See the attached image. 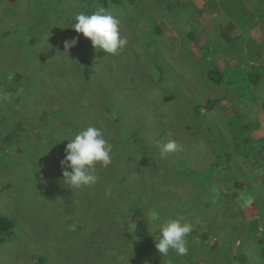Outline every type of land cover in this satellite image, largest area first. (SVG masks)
<instances>
[{"label":"rangeland","instance_id":"rangeland-1","mask_svg":"<svg viewBox=\"0 0 264 264\" xmlns=\"http://www.w3.org/2000/svg\"><path fill=\"white\" fill-rule=\"evenodd\" d=\"M263 1L0 0V217L14 225L0 234V264H207L218 244L232 264L240 231L259 215L264 229ZM101 8L128 41L117 55L71 28ZM88 126L112 160L71 189L62 140ZM170 141L177 149L161 156ZM220 165L253 189L257 216ZM150 212L192 223L186 255L158 252ZM132 220L149 223L151 245ZM244 240L247 260L235 264H264V240Z\"/></svg>","mask_w":264,"mask_h":264},{"label":"clouds","instance_id":"clouds-1","mask_svg":"<svg viewBox=\"0 0 264 264\" xmlns=\"http://www.w3.org/2000/svg\"><path fill=\"white\" fill-rule=\"evenodd\" d=\"M120 21L101 8L91 14L79 13L71 28L91 41L93 47L107 55H117L128 43L120 35ZM79 37L65 41V49L75 47ZM65 149V159L61 161L64 184L71 189L90 187L98 180L95 174L97 165L106 166L112 160V145L105 139L100 129L88 126L71 138ZM61 141V142H62ZM178 145L170 141L164 145L161 156L175 151ZM68 169H71L69 171ZM150 220L157 225L155 247L163 256L171 251L183 256L188 252L187 237L193 230L191 222L184 217L160 220L155 212L148 213Z\"/></svg>","mask_w":264,"mask_h":264},{"label":"trees","instance_id":"trees-1","mask_svg":"<svg viewBox=\"0 0 264 264\" xmlns=\"http://www.w3.org/2000/svg\"><path fill=\"white\" fill-rule=\"evenodd\" d=\"M82 1H88V0H82ZM262 4H264V1L261 3V5ZM258 85H259V82L255 87H257ZM168 100L170 101L171 99L169 98ZM52 102L53 103L55 102L54 97H53ZM217 103H218V100L215 101V104H217ZM51 116L52 115L49 116L47 111H43L42 116H41V120H42V124H44V126H47V127L49 126V121L47 120V117L49 119V118H51ZM242 136H244V135L242 134ZM262 137L264 138V134ZM214 142H216L217 145H220L219 141L214 140ZM224 146H225L224 143H222L220 149H217L216 151L218 153H219V151H221V153H223V154L229 152V149H224L226 147V146L225 147ZM240 148H241V146H239L237 148V150H241ZM57 149L60 150L61 152L64 151L61 146H58ZM235 152L237 153L236 150H235ZM222 157H224V155H222ZM222 157H220V160ZM221 162L222 161H220V162L218 161L216 164L221 163ZM214 172H217L219 174L222 183H224L225 185L230 184V182H232L234 184V189H235V192L238 193L240 203L245 205L249 211H251L255 216H257L258 215V208L260 207V204H259V200L257 202L258 204H256V202L254 201L253 197H255V195L253 193V189L249 188V187L245 186L243 183H241L239 178H236L234 181V177H232V175H231L232 178H230L229 176L225 178V175H228L229 173H225L224 166H221V165L218 166ZM208 184H209V182L207 184H205L203 187L206 188L208 186ZM220 196H222V195L220 194ZM217 197H218V193L216 196H214V199H217ZM224 205L228 206V202H224ZM239 209H240V211H242L241 207H239ZM223 211H226V210L223 209ZM144 213L145 212L143 210H135V213H133V215L136 216V218H138V216L144 215ZM261 219H263V218L261 217V215H259L258 218L255 219V221L250 222V224L247 227L243 228L242 231H240L237 241L235 243H233V245H232L233 250L230 251V255L232 257L230 260V263L235 264L236 261H234V260H236V257H238L239 260L242 259V261L247 260V256H246L247 253H245V250L247 247V244L245 245V240H244L245 237H248L249 235H255V237L257 239L264 240L263 239L264 229H262V231H259V229H260L259 222L263 221ZM242 220H244V219H242ZM130 222H131V225L134 227V228L132 227L133 228L132 231L134 230V233L132 231H130L133 234V236L137 235V239H139V241L142 244H144L145 246L146 245L149 246V244L151 245L153 243L154 238H153L152 231L149 229V223H147L144 220H140V221L135 222V223L133 220ZM13 227H14V225L9 219H7L5 217H0V234L1 235H3L4 233H6L8 231L13 230ZM191 234L192 235H198L197 232H192ZM187 240H188V245H189L190 239L187 238ZM244 245H245V247H244V253H243V251L239 250V248H241V247L243 248ZM203 246L208 248V241H204ZM262 246H263V253H264V243L262 245H259L258 247L260 248V251L262 252ZM222 253H224L223 247H221V245L218 244L216 249L208 255L209 259L207 261V264H225V261L222 260L221 258H219V256L222 255ZM262 256H264V255L262 254ZM255 261L258 263L257 260H255Z\"/></svg>","mask_w":264,"mask_h":264},{"label":"crops","instance_id":"crops-1","mask_svg":"<svg viewBox=\"0 0 264 264\" xmlns=\"http://www.w3.org/2000/svg\"><path fill=\"white\" fill-rule=\"evenodd\" d=\"M205 5H207V3ZM257 129H260V128H257Z\"/></svg>","mask_w":264,"mask_h":264}]
</instances>
